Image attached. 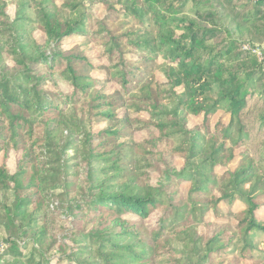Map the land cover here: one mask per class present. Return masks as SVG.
I'll return each instance as SVG.
<instances>
[{"label": "trees", "instance_id": "1", "mask_svg": "<svg viewBox=\"0 0 264 264\" xmlns=\"http://www.w3.org/2000/svg\"><path fill=\"white\" fill-rule=\"evenodd\" d=\"M94 1L110 12L91 36L104 42L110 63L105 67L107 80L121 86L113 93L95 89L96 79L89 74L83 50L63 44L74 34H88V14L82 2L23 0L16 18L11 19L7 9L14 0H0V152L22 153L14 173L6 164L0 167V190L11 191L13 197L9 204L0 200V220L6 225L0 264H52V258L76 264H162L159 240L169 227L174 231L183 227L176 234L198 248L192 249L198 255L196 264H212L233 245L240 247V255L230 264H264V259L245 262L254 260L252 234L264 233V215L258 213L264 206V51L260 60L244 48L245 42L264 44V0ZM189 3L196 7L194 16H181ZM65 9L70 11L67 18L63 17ZM121 9L141 23L149 16L155 30L121 32L125 28L114 27L109 20ZM31 26L44 33V43L31 35L27 29ZM8 32L10 39L4 40ZM132 51L137 59L128 57ZM157 56L163 59L169 92L151 73L140 85L142 66ZM57 76L71 82L74 90H53ZM82 92L89 99L88 119L105 126L84 136L83 183L87 186L78 198L73 197V181L66 170L72 165H63L65 181L59 183L44 172L62 171L56 166L43 168L41 157L50 153L55 163L60 161L58 133L70 126L65 112L70 103H79ZM135 93L141 96H131ZM171 99L177 103L168 108L166 101ZM121 108L125 110L122 116L118 114ZM219 110L229 114V122L219 121L211 128ZM130 112L149 115L145 125L153 124L159 132L154 145L160 160L166 162L170 155L185 160L180 169L166 164L156 184L142 185L133 173L128 174L133 147L126 138L136 119ZM189 113L202 116L201 124L188 127ZM178 137L184 138L179 148L168 146L171 138ZM73 144L70 141L66 147ZM238 155L235 168H225ZM181 180L192 182L185 197L189 214L177 206L180 196L171 191ZM61 187L70 188L67 211L74 216L70 240L75 243L55 247L58 241L47 239L51 211L45 191ZM235 201L245 209L234 228L219 225L207 239L198 233L195 240L191 238L188 233L196 227L193 215L197 210L217 211L222 202ZM155 210H164L158 229L137 227L123 218L135 214L145 220ZM89 214L100 215V223L108 224L78 230L79 219Z\"/></svg>", "mask_w": 264, "mask_h": 264}, {"label": "rangeland", "instance_id": "2", "mask_svg": "<svg viewBox=\"0 0 264 264\" xmlns=\"http://www.w3.org/2000/svg\"><path fill=\"white\" fill-rule=\"evenodd\" d=\"M23 0H14L11 5L7 9L8 15H10L11 19L16 18V14L18 9L20 8V2ZM118 1V0H114ZM125 1V0H123ZM58 4L62 3V0H56ZM85 6L86 13L88 14L85 29L88 31V34H74L68 37L63 44L66 48H72L74 46H78L81 50H83L84 54L87 56L90 68L89 74L96 79L93 85L96 89H101L106 93H113L117 90L121 89V86L117 83L111 82L107 80L106 70L110 63L104 55V42L94 41L92 40L91 33L94 30H98V22L103 20L107 15H109V11L107 7L101 2H95L94 0H77L76 3H80ZM181 16H188L193 17L196 11V7L193 6L192 3H189L187 8L181 10ZM111 25L114 27H124L125 29H121L120 31H127V30H135L138 33L143 32H153L155 30V22L154 20L150 19L149 16L146 18L144 23L139 22L136 18L132 17L131 15H127L124 10H119L117 13H112ZM70 16L69 9H65L63 12V17L67 18ZM34 26L27 28L31 35H33L37 41L40 43H44L45 35L44 33L36 29ZM4 40H8L9 32L3 38ZM260 44V43H259ZM256 44V45H259ZM250 45L251 47L255 46L250 42H245L244 48L249 50L247 46ZM257 55V54H256ZM258 56V55H257ZM128 57L130 59H137V55L135 52H131ZM258 58L261 60L263 57ZM163 63V59L160 56L156 57V60L151 61L148 63V66H142L140 73L142 74V81L148 80L151 78L150 73L153 75L154 79L165 86L163 89L169 92V87L166 85L167 79L164 78L162 73L161 64ZM147 67L148 70H145ZM145 71L149 74H146ZM71 82H68L66 78L57 76V85L51 84L53 90L60 89L63 93H71L74 88L72 87ZM178 91H182V89H178ZM131 96H141L140 93L132 94ZM170 96V93L166 95V97ZM88 97L83 92L81 93L79 103L68 105L67 110L65 112V116L69 120L70 126L67 127L63 133H58V140L56 147L59 148L57 151L58 155L60 156V161L57 163L52 160L50 153L47 156H42L41 165L43 168H51L53 169L55 166L57 169L62 171L59 174H52L49 172H44L45 174L49 175L50 177H55L59 183H62L63 180L65 181V172L63 165L65 163L70 164L72 166L67 167L69 178L73 181V197L82 198V188L86 189V184L83 183L86 177V169L83 167L82 157L84 156L85 147L83 146L84 136L86 134H90L91 132L94 134L96 131L101 129L105 126V123H93L88 119L87 116V105ZM134 100H131L129 103H134ZM177 101L174 99L167 100L166 106L168 108H172L176 105ZM130 111H134L131 109ZM125 113L123 108L118 110V114L122 116ZM132 117H136L139 119L133 120L134 125L128 128V137L126 138L133 147V153L131 155L130 161L128 165L131 168L128 174H132L136 176L137 181L145 185L146 182L150 181L152 184H156L163 178V172L165 170L166 164L169 168L176 167L180 169L184 165V158L183 156L177 155L173 156L170 155V160L167 157L166 162L164 160H160L157 154V149L154 143L156 139L154 137H159L158 130L153 126L145 125V121L149 120L150 117L148 114H136L130 112ZM187 119V126L194 127L201 124L203 117L202 116H194L193 114H186ZM230 116L224 110H219L217 113L212 117L211 120V128H214L215 125L219 121H223L226 124L229 122ZM71 121V122H70ZM139 121H143L142 123ZM52 127H55V122H52ZM76 125V126H75ZM77 125L79 126L77 128ZM167 139V137L165 138ZM123 140V139H122ZM73 141V146L66 147L67 144ZM184 141L183 139L178 138H171L167 143L170 147H177L179 148L181 143ZM164 144H161L160 147H163ZM56 147H52L55 149ZM45 148L42 151L47 150ZM51 149V150H52ZM244 149V148H243ZM48 150V151H51ZM239 154V152H237ZM22 156L21 152H14L9 151L6 155L0 152V167L6 164L9 167L11 173H14L18 161ZM240 156L238 155L235 160L228 162L225 168L233 169L235 168L236 164L238 163ZM169 162V163H168ZM78 164V166H75ZM64 173V174H63ZM192 185V182L189 180H181L178 183H174L171 186V191L175 192L177 196H180V202L177 203L179 208L184 209L189 214V201L185 199L188 194V191ZM70 188H58L56 190L47 189L45 192L49 195V209L51 212L49 213L48 217V235L47 239L52 240L53 238L58 241L55 245L57 247L60 244L68 242L69 245H73L75 242L70 240V235L72 234L71 228L74 226L73 218L74 216L67 211L68 205V198ZM216 194L217 189L214 190ZM11 191L9 190H0V200L7 202L8 204L12 202L13 197L11 196ZM182 197V198H181ZM200 201V198L198 199ZM188 205V206H187ZM199 206V205H198ZM245 209V206L242 202L235 201L233 203H226L222 202L219 205L217 211L208 208L206 211L204 210H197L193 218L195 217V229L194 232H189L188 234L191 236L193 240L197 238L196 233L203 234L204 237L207 239L209 238L215 227L219 225H225L229 227H233L236 225L239 216L241 215V211ZM204 211V213H202ZM259 215H264V206L258 212ZM164 214V210H155L150 214V216L145 219L141 220L135 214H127L124 215L123 218L129 220L132 223H135L137 227H147V228H155L158 229V224L161 216ZM100 215H87L84 219H79L77 228L78 230H82V227H89L92 228L94 226H100V228L104 227L108 223H100ZM183 227H178L176 231H174L171 227L166 230V234L163 235L159 240L160 245V254L162 255L160 258L162 259L160 263L162 264H196L198 261V255L195 254L196 252H192L193 248L198 250L195 247L194 243H186L184 240V236L182 234L177 236V231L181 230ZM119 229H117L118 231ZM6 237V225L3 221L0 220V241ZM252 241L255 245L253 250L254 260H246V263H260L261 260L264 259V233L263 232H254L252 234ZM229 249L231 252H229ZM228 251L221 259H215L214 261H210L209 263L212 264H230L229 260L236 259L240 254L238 250L240 249L239 246L233 245L231 248L229 247ZM30 248L26 252H28ZM50 255L53 254V250H50ZM159 258V259H160ZM52 264H76L74 262H70L69 260L64 259V261L57 262V259L52 258ZM158 259V260H159Z\"/></svg>", "mask_w": 264, "mask_h": 264}, {"label": "built area", "instance_id": "3", "mask_svg": "<svg viewBox=\"0 0 264 264\" xmlns=\"http://www.w3.org/2000/svg\"><path fill=\"white\" fill-rule=\"evenodd\" d=\"M249 50H252L253 53L257 54L259 57H263V51H264V44L262 45H256L255 47H251L250 45L247 46Z\"/></svg>", "mask_w": 264, "mask_h": 264}]
</instances>
